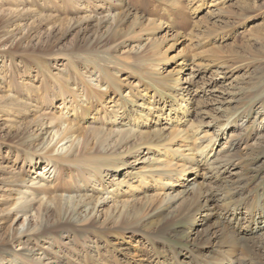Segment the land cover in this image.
Here are the masks:
<instances>
[{"label":"rangeland","instance_id":"rangeland-1","mask_svg":"<svg viewBox=\"0 0 264 264\" xmlns=\"http://www.w3.org/2000/svg\"><path fill=\"white\" fill-rule=\"evenodd\" d=\"M181 105L201 134L226 123L216 151L227 152L232 137L241 141L233 155L240 174L230 185L244 189L250 206L263 202L264 0H0L1 241L23 229L25 216L13 211L23 195H36L34 208L41 205L43 217L31 219L29 238L14 240L0 253V264H171L190 252L170 251L193 247L181 221L165 243L149 238L155 220L172 217L171 205L142 219V210H131L117 223L107 218L106 203L98 205L94 229L82 232L78 221L92 207L87 199L155 164L151 143L168 142L174 130L175 111L164 112ZM65 109L80 116L76 133L89 143L86 153H123L138 145L127 150L125 170L99 173L61 161L47 183L32 186L39 181L37 163L46 160L38 153L32 160L24 150H40V124ZM97 132L106 135L101 146ZM223 181L215 186L224 197ZM68 217H76L73 230L44 232L46 224L55 230ZM245 217L240 226L250 232L252 220ZM128 226L134 228L125 232ZM251 235L253 242L209 262L264 264V235Z\"/></svg>","mask_w":264,"mask_h":264},{"label":"bare ground","instance_id":"bare-ground-1","mask_svg":"<svg viewBox=\"0 0 264 264\" xmlns=\"http://www.w3.org/2000/svg\"><path fill=\"white\" fill-rule=\"evenodd\" d=\"M87 78L91 79L92 75L87 74ZM155 104L152 103L149 107ZM173 111H175V121L171 139L166 143H151L150 145L157 154L155 162H151L155 164H150L147 172L125 176L123 182L111 186L110 191L103 193L100 198L87 199L86 205L91 204L92 207L86 209L85 215L78 219L79 226L82 232L94 229L95 226L91 224L98 214V205L102 206L106 203L110 204L106 212L107 218L117 219V223L124 220L131 210H142V219L155 210L171 205L174 210L169 214H172V217L163 220L164 216H162L154 221L153 224L157 229L149 237L150 240L165 243L171 228L176 222L181 221L189 227L187 238L193 247L184 249L171 246L170 251H190L175 255L171 264H211L210 258L216 259L217 254H221L220 251H233L239 246H246L249 242H253L255 237L251 234L264 235V197L263 202L258 199L259 202L256 200L250 206L253 199L245 200L244 189L239 190L230 185L231 179L240 174L235 171L237 164L234 163L233 155L238 152L241 141L231 136L232 138L226 141V144H230L228 151L225 153L222 150L216 151L219 141L226 139L223 131L226 123L216 133L212 134L206 130L204 134H201L199 126L191 120L190 110L185 105H181L177 110L172 107L168 108L164 114L170 116ZM72 112L65 109L58 119L51 118L47 122H42L40 124L43 132L42 147L40 150L33 149L32 151L29 148L24 150L25 156L32 160L37 156L36 153L43 155L46 160V164L37 163L35 173L39 181H34L32 186H42L47 183L53 173L52 168H57L61 161L85 165L99 173L104 172V168L121 172L125 170L124 156L127 150L138 148L136 147L138 145L133 143L123 153L115 148L111 151L97 149L93 154L86 153L88 151L84 152L83 150L88 147L89 143L84 134L76 133L75 120L80 116L76 111ZM97 133L95 137L97 145L101 146L104 143L103 136L106 135L100 136L101 132ZM221 181L224 184L229 182L222 188L223 190L228 186L224 191V197L215 186L221 184ZM36 200L37 197L34 194L23 195L18 200L19 203L13 211L25 216L21 224L23 229L9 235L7 240L1 241L0 239V253L6 251L5 249L14 240L26 241L29 238L31 219L36 221L43 219L41 205L37 206L36 210L34 208ZM137 201H141V204H135ZM79 206L81 202L76 205L75 213L77 214L84 208ZM45 211V214L52 212L51 209ZM245 215H249L248 224L249 220H252L250 232L247 230V225L240 226V219L246 220ZM75 221L76 217H68L67 220H61L60 225L65 226L62 228L59 226L60 229H49L47 224L43 229L50 235L61 230H73L77 226ZM234 222L236 226L233 225ZM128 227L124 229L125 232L132 231L134 228ZM192 251H213V253L201 256ZM218 264H228V262L222 259Z\"/></svg>","mask_w":264,"mask_h":264}]
</instances>
